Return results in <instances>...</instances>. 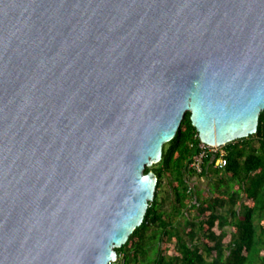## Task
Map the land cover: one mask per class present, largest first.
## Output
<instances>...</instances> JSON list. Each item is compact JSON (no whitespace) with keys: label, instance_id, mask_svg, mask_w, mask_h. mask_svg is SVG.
<instances>
[{"label":"water","instance_id":"95a60500","mask_svg":"<svg viewBox=\"0 0 264 264\" xmlns=\"http://www.w3.org/2000/svg\"><path fill=\"white\" fill-rule=\"evenodd\" d=\"M264 113V0H0V264H110L184 113Z\"/></svg>","mask_w":264,"mask_h":264},{"label":"trees","instance_id":"16d2710c","mask_svg":"<svg viewBox=\"0 0 264 264\" xmlns=\"http://www.w3.org/2000/svg\"><path fill=\"white\" fill-rule=\"evenodd\" d=\"M199 141L186 111L161 160L144 170L157 177L154 197L111 264H264V113L254 134L224 144L222 168L210 157L199 172L189 167Z\"/></svg>","mask_w":264,"mask_h":264},{"label":"built area","instance_id":"2783aa9c","mask_svg":"<svg viewBox=\"0 0 264 264\" xmlns=\"http://www.w3.org/2000/svg\"><path fill=\"white\" fill-rule=\"evenodd\" d=\"M223 145H210L199 141L198 148L199 152L193 156L189 162V167L195 169L197 172L201 170V164L203 160L210 157V161L214 168L224 167L226 164V151ZM121 255H118L120 259ZM113 261L112 263H117L119 259Z\"/></svg>","mask_w":264,"mask_h":264},{"label":"rangeland","instance_id":"374dc122","mask_svg":"<svg viewBox=\"0 0 264 264\" xmlns=\"http://www.w3.org/2000/svg\"><path fill=\"white\" fill-rule=\"evenodd\" d=\"M190 182L195 185L197 188H199L200 190H204V189H208L209 187V182L207 179H204L202 177L198 178V177H192L190 179ZM229 227H226V231H229Z\"/></svg>","mask_w":264,"mask_h":264},{"label":"clouds","instance_id":"9594fccd","mask_svg":"<svg viewBox=\"0 0 264 264\" xmlns=\"http://www.w3.org/2000/svg\"><path fill=\"white\" fill-rule=\"evenodd\" d=\"M198 137H199V136H198ZM203 143H204V142H203ZM117 258H118V255H116V259H115V260H117ZM118 259H119V258H118ZM115 260H114V261H115ZM112 262H113V261H112ZM112 262H111V263H112ZM111 263H110V264H111Z\"/></svg>","mask_w":264,"mask_h":264}]
</instances>
